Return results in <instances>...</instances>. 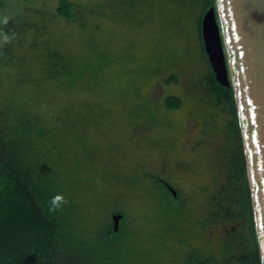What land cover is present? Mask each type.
<instances>
[{"label": "rangeland", "instance_id": "1", "mask_svg": "<svg viewBox=\"0 0 264 264\" xmlns=\"http://www.w3.org/2000/svg\"><path fill=\"white\" fill-rule=\"evenodd\" d=\"M67 1L71 20L57 15L60 0L5 1L6 159L50 196L47 209L67 201L51 215L70 247L90 246L91 263L238 264L246 232L212 217L234 117L205 80L203 0ZM168 97L180 107L167 110ZM115 211L125 217L113 239L104 231Z\"/></svg>", "mask_w": 264, "mask_h": 264}, {"label": "trees", "instance_id": "2", "mask_svg": "<svg viewBox=\"0 0 264 264\" xmlns=\"http://www.w3.org/2000/svg\"><path fill=\"white\" fill-rule=\"evenodd\" d=\"M5 1L0 0V34L5 33L3 24L8 19L4 11ZM203 4L206 11L215 4V0H203ZM73 8L74 5L67 0H60L56 13L60 18L71 20L74 18ZM5 57L0 50V61L4 64L7 63ZM205 80L217 100L227 104L234 117V122L228 124L232 141L230 159L225 169V183L218 191V196L222 197L212 217L238 221L241 229L246 232L248 243L236 258L238 264H261L233 90L218 83L212 69ZM165 106L167 110L174 111L180 107V102L174 97H168ZM4 147L0 142V264H97L91 263L93 251L90 246L82 243L76 248L70 247L72 235L66 236L62 229L64 224L56 220L47 209L50 196H46L43 189H39L32 179L17 167L15 160L6 159ZM153 179L159 191L167 193L176 202L181 199L180 193L176 192V197L170 193L168 187L172 186L167 182L159 177ZM121 215L123 221L125 216L123 213ZM121 231L120 228L113 232L112 226H108L104 232L107 237L115 239ZM75 237L74 235L73 240L78 239ZM212 262V257L205 260L188 257L185 264Z\"/></svg>", "mask_w": 264, "mask_h": 264}, {"label": "water", "instance_id": "3", "mask_svg": "<svg viewBox=\"0 0 264 264\" xmlns=\"http://www.w3.org/2000/svg\"><path fill=\"white\" fill-rule=\"evenodd\" d=\"M201 35L215 80L231 87L243 144L260 261L264 258V0H215ZM170 193L176 197L172 187ZM121 214L112 216L117 232Z\"/></svg>", "mask_w": 264, "mask_h": 264}, {"label": "clouds", "instance_id": "4", "mask_svg": "<svg viewBox=\"0 0 264 264\" xmlns=\"http://www.w3.org/2000/svg\"><path fill=\"white\" fill-rule=\"evenodd\" d=\"M61 203H67V201L63 197H56L51 201V205L49 207V211L55 212L61 206ZM261 264H264V258L261 260Z\"/></svg>", "mask_w": 264, "mask_h": 264}, {"label": "flooded vegetation", "instance_id": "5", "mask_svg": "<svg viewBox=\"0 0 264 264\" xmlns=\"http://www.w3.org/2000/svg\"><path fill=\"white\" fill-rule=\"evenodd\" d=\"M168 186V185H167Z\"/></svg>", "mask_w": 264, "mask_h": 264}]
</instances>
